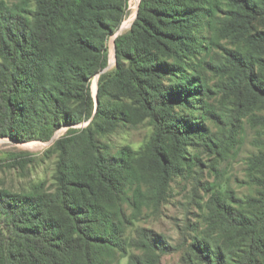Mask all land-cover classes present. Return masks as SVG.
<instances>
[{
	"label": "trees",
	"instance_id": "1",
	"mask_svg": "<svg viewBox=\"0 0 264 264\" xmlns=\"http://www.w3.org/2000/svg\"><path fill=\"white\" fill-rule=\"evenodd\" d=\"M225 1L220 17L213 0H141L115 39L97 104L92 81L108 66L128 0H0V139L50 141L68 127L53 145L50 188H0V264H158L169 252L137 224L161 211L177 177L200 174V148L218 145L208 73L264 111V0ZM212 46L219 59L201 58ZM257 120L264 126V112ZM144 121L151 132L139 149L113 150L109 135ZM251 161L255 193L212 192L217 237L183 244L186 263L264 264V152Z\"/></svg>",
	"mask_w": 264,
	"mask_h": 264
},
{
	"label": "rangeland",
	"instance_id": "2",
	"mask_svg": "<svg viewBox=\"0 0 264 264\" xmlns=\"http://www.w3.org/2000/svg\"><path fill=\"white\" fill-rule=\"evenodd\" d=\"M8 1L16 3L20 0ZM140 2L141 0H128L126 16L120 27L122 30L119 29L108 40V66L92 81L95 98L100 75L112 70L116 65L115 39L131 28ZM213 2L217 15L224 17L227 10L226 1ZM259 26L263 27L264 21ZM200 30L202 40L207 44L212 36V30L207 27ZM221 44L235 48L237 41L227 38L222 39ZM219 53L220 48L212 46L210 49H203L200 56L211 62L219 59ZM208 75V82L212 87L208 100L214 113L208 116L207 125L218 145L213 148H200L199 155L204 162L200 174L193 178L177 177L172 183L168 202L162 206L161 211L155 215L151 210H146L137 224L152 229L171 246L168 248L169 252L162 255L158 264H188L183 259V244L188 245L195 237L207 234L217 237L215 223L212 216H209L211 211L208 205L213 191L232 190L237 196L244 198L254 194L256 190L250 180L251 159L264 152V126L257 120V116L264 111H259L251 101H240L216 72H209ZM197 106H201V103ZM197 112L201 113L200 110ZM86 123L79 124L78 127H84ZM67 131L68 127L61 128L57 132V138ZM150 132L149 123L144 121L121 128L107 139L113 145L114 151L128 144L139 149ZM55 140L20 143L9 138H1L0 188L22 193L32 184L42 180H45L47 187L50 188L53 185L56 163L53 146ZM123 262L125 264L126 260Z\"/></svg>",
	"mask_w": 264,
	"mask_h": 264
},
{
	"label": "water",
	"instance_id": "3",
	"mask_svg": "<svg viewBox=\"0 0 264 264\" xmlns=\"http://www.w3.org/2000/svg\"><path fill=\"white\" fill-rule=\"evenodd\" d=\"M121 30H122V28L120 29V31H121ZM104 70H105V69H104ZM100 73H101V72H100ZM96 103L98 104L97 95H96ZM87 123H88V122H87ZM87 123H86V124H87ZM56 135H57V134H56ZM56 135H55V136H53V137H52V139H51L50 141H54V140H55V138H57V136H56Z\"/></svg>",
	"mask_w": 264,
	"mask_h": 264
},
{
	"label": "bare ground",
	"instance_id": "4",
	"mask_svg": "<svg viewBox=\"0 0 264 264\" xmlns=\"http://www.w3.org/2000/svg\"><path fill=\"white\" fill-rule=\"evenodd\" d=\"M124 26H125V23H124Z\"/></svg>",
	"mask_w": 264,
	"mask_h": 264
}]
</instances>
